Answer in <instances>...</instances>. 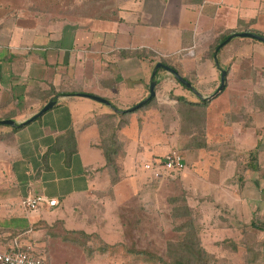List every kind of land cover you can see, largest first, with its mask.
I'll return each instance as SVG.
<instances>
[{"label": "crops", "instance_id": "crops-1", "mask_svg": "<svg viewBox=\"0 0 264 264\" xmlns=\"http://www.w3.org/2000/svg\"><path fill=\"white\" fill-rule=\"evenodd\" d=\"M250 27L264 32V0H0V115L25 112L15 120L24 126L0 133V242L44 252L48 264H142L126 248L122 223L134 206L103 199L113 187L102 128L109 118L154 106L163 114L172 105L171 135L154 125L145 138L140 114L136 133L133 124L118 129L122 163L132 171L145 155L165 156L169 148L150 144L167 138L161 144L185 158L179 181L204 226L207 253L221 264H264V56L257 54L264 46L235 36L244 40L211 57L222 38ZM163 61L194 90L163 68L154 101L132 110L150 95L152 65ZM223 70L228 87L208 99ZM226 90L230 109L214 116L210 104ZM50 101L56 105L29 121ZM201 101L209 103H187ZM33 181L41 193H31ZM36 195L58 203L31 213L23 202Z\"/></svg>", "mask_w": 264, "mask_h": 264}, {"label": "rangeland", "instance_id": "rangeland-1", "mask_svg": "<svg viewBox=\"0 0 264 264\" xmlns=\"http://www.w3.org/2000/svg\"><path fill=\"white\" fill-rule=\"evenodd\" d=\"M251 15H249L250 18ZM252 17V16H251ZM246 17V20L249 19ZM238 28H244L243 26L239 25ZM251 28L252 33H257L261 36H264V32L257 31ZM242 33V32H237ZM244 40L242 38L236 37L231 42V44H235V41ZM247 40V39H246ZM259 45L264 46L262 43H257ZM219 48V47H218ZM217 48V50H218ZM263 48V47H262ZM215 46L211 49V57L215 52ZM216 50V52H217ZM222 50V49H221ZM234 52V51H233ZM259 56H264V53L258 52ZM221 55L219 54L218 59L220 60ZM229 57H237L235 53L233 56ZM264 58V57H263ZM259 59V57H258ZM220 62V61H219ZM132 69L129 68L130 73H134L139 76L140 74V66L132 64ZM154 66V67H153ZM155 68V65H152ZM244 68H248L249 64L242 65ZM138 68V69H137ZM151 69L153 72L154 69ZM231 69V68H230ZM146 85L148 86L147 82L148 79L145 80ZM150 86V84H149ZM201 86V85H199ZM228 87L227 86L225 88ZM215 92V91H214ZM170 92H165L164 99L169 96ZM86 94V93H83ZM94 95V94H93ZM189 96L191 99H197L198 96L193 92L189 91ZM163 98V95L161 96ZM230 92L228 90L224 91L221 95H219L216 99H214L210 106H212V110L216 112L214 116L218 115L223 108L230 109ZM165 111L159 113L156 110L157 106L148 108V110L141 109L139 112H133L128 114V116L124 117L125 115H120L119 120H113L112 118L106 119L104 122V128H102V133L104 141L108 138H111L116 133L115 140L117 141L115 148L118 150V156L121 151V144L119 137L118 129L129 125L128 127L132 128L131 124H133V128H135V133L137 132L136 127L140 125V120L137 116L140 114L141 121L143 122L144 133L148 140L151 138L152 130L155 131L154 125L160 126L159 131L168 132L171 135V121H172V105H165ZM108 108V107H104ZM163 107H161L162 109ZM160 110V108H159ZM23 107H17V110L14 112H6L5 114L0 115V133L2 131L12 129L11 125L2 124L1 122L4 120H12L15 121L19 119L24 114ZM158 114V116L155 115ZM155 115V116H153ZM8 117L9 119H3L2 117ZM163 117L169 121V126L166 127L165 120L163 121ZM124 118H128V120H123ZM132 121H130V119ZM134 120H133V119ZM122 119V120H120ZM17 121V120H16ZM15 121V122H16ZM134 121V122H133ZM155 121V122H154ZM158 121V122H156ZM158 123V124H157ZM164 127V128H163ZM116 130V131H115ZM143 131V130H142ZM4 134H0V141L3 139ZM129 137H136V134L128 133ZM168 135V134H167ZM5 137V135H4ZM11 143H15V136L12 134L9 136ZM170 139V138H169ZM110 140V139H109ZM112 140V139H111ZM137 141L138 137L136 138ZM161 141V140H160ZM166 140L161 141V143H166ZM158 142L157 144H150V147L154 149H159L163 147H167L170 151H173L172 144H161ZM132 145L134 143H131ZM164 145V146H163ZM148 147L146 145L143 146V151H146ZM156 151V150H155ZM169 151V152H170ZM162 154V153H160ZM159 154V156H160ZM116 157L115 162L116 165L112 168L108 169V177H107V184L113 188L107 190L108 194L104 195L103 199L115 200V201H124L127 203H131L134 208L128 209L126 212L127 214L123 216L122 223L125 226V230L130 237V241L126 245V248L129 250L134 251V259L138 261V263L142 264H174V261L177 260L179 256V247L176 246L177 243L182 239L183 229L182 225L188 226L189 220V209H188V201L190 200L188 197L187 191H185V197L182 184L179 181V178L172 176L170 173L163 172L162 177L155 176L149 169H145V166L149 163H153L156 159L150 155L148 157L145 155V158H142L139 162L135 164V168L130 171L125 168L124 163H122V156ZM163 156L157 157V159L162 158ZM185 159V158H184ZM33 163V162H32ZM77 166L75 167V171L77 170ZM4 168H1L2 170ZM186 170V168H185ZM5 171V170H4ZM3 172V171H2ZM5 173V172H4ZM76 174V173H75ZM182 177V176H180ZM105 183L103 182V185ZM31 193L39 194L43 190V186L40 183L33 181L31 184ZM186 190V189H185ZM184 197L185 199V208L184 212L181 211L183 208L181 199ZM179 208V209H178ZM31 213H35L31 211ZM189 227V226H188ZM202 234L204 235L203 228L204 226L201 225ZM188 229V228H185ZM221 233L220 230H216V235ZM204 245V241L201 242ZM26 250H30L33 253L37 254V251L30 247H26ZM142 252L144 254H142ZM141 253V254H140ZM39 257L47 261V258L44 252H40L38 254ZM140 257V258H136ZM72 263V262H71ZM133 264H137L133 262Z\"/></svg>", "mask_w": 264, "mask_h": 264}, {"label": "trees", "instance_id": "trees-1", "mask_svg": "<svg viewBox=\"0 0 264 264\" xmlns=\"http://www.w3.org/2000/svg\"><path fill=\"white\" fill-rule=\"evenodd\" d=\"M233 34H235V33H231V34L225 36L224 38H222L221 41L218 43V45L215 46L214 50L216 51L218 46L222 42H224L229 36H231ZM220 51L221 50H219V53H220ZM214 54H215V52H214ZM214 54H213V56H214ZM139 57L143 58L144 56L139 55ZM162 63L164 65L168 66V64L165 61H163ZM169 67H171V66H169ZM171 68H173V67H171ZM173 69H175V68H173ZM162 70H163V68H159L157 70V73L155 74L154 79H156V77H157L156 75L159 74V72ZM184 88H186V87H184ZM67 95H69V94H67ZM154 99H155V96L153 98H151L146 104L142 105L141 107H148L151 104V102L154 101ZM180 100L186 101V99H184V98H180ZM187 103L193 104V105H196V104L206 105L209 102L208 101H201L198 103H193V102L192 103L187 102ZM24 125L25 124L16 126V128L22 127ZM115 135H116V133L114 132L113 136L111 138L106 139L105 141H104V138H102V146L101 147L104 150V154L106 157L108 168H112L116 165L114 158H116L118 156V150L115 148L117 141L113 142V140H115V137H114ZM102 137H103V133H102ZM177 178H179V176H177ZM185 191L186 190L183 188L182 192H184L183 193L184 197H185ZM184 197L181 199V202H183L182 203L183 208L181 209V211L184 210L185 205H186ZM188 209H189V215H190L189 220H188V226L189 227L185 226V224L182 225V227H183V229H181L183 231L182 239L176 245L180 249L179 256L177 257L178 259L174 261V264H221L220 257H217L213 254L207 253L204 245L201 243L203 241L201 221H200L198 214L194 210V208L190 207L189 201H188ZM185 228H188V229H185ZM21 249H25V248L21 247ZM142 254H144V253L142 252Z\"/></svg>", "mask_w": 264, "mask_h": 264}, {"label": "built area", "instance_id": "built-area-1", "mask_svg": "<svg viewBox=\"0 0 264 264\" xmlns=\"http://www.w3.org/2000/svg\"><path fill=\"white\" fill-rule=\"evenodd\" d=\"M186 168L183 154L178 150L170 151L162 158L155 159L153 163L145 166L155 176L162 177L163 172L170 173L172 176H179ZM56 199H49L45 195L28 196L23 204L28 211L40 209L43 205L50 207L56 206ZM264 220V214H263ZM0 264H48L46 260L39 257L30 250L21 249L17 244L4 245L0 242Z\"/></svg>", "mask_w": 264, "mask_h": 264}, {"label": "water", "instance_id": "water-1", "mask_svg": "<svg viewBox=\"0 0 264 264\" xmlns=\"http://www.w3.org/2000/svg\"><path fill=\"white\" fill-rule=\"evenodd\" d=\"M235 36H239V37H247V38H252L255 39L257 41H260L262 43H264V36H261L259 34L256 33H250V32H243V33H238V34H233L231 36H229L224 42H222L218 48V50L220 48H222L223 46H225L227 43H229ZM217 50V51H218ZM159 68H164L165 70L169 71L172 75L175 76V78L184 86H187L188 88L194 90L193 85L187 81L185 78H183L175 69L164 65L163 63H158L154 69L153 75L155 77V74L157 73V70ZM226 70H223L221 73V85L220 87L216 90V92L213 94V96L209 97L208 99H212L214 97H216L218 94H220V92L223 91V89L225 88V83H226ZM156 86H157V80L153 79L150 85V95L143 100L142 102H140L139 104H137L136 106H134L132 108V110H136L137 108L141 107L142 105L146 104L151 98H153L154 96H156ZM86 97H89L93 100H96L98 102L104 103L106 105H111L110 101H108L107 99H104L102 97H98L95 95H90V94H80ZM205 100V98H203ZM56 105V101H50L40 112H38L36 115H34L32 118L29 119V121H32L40 116H42L44 113H46L48 110H50L53 106ZM28 121V122H29ZM2 124H7V125H11V126H16V122L12 121V120H4L1 122Z\"/></svg>", "mask_w": 264, "mask_h": 264}]
</instances>
